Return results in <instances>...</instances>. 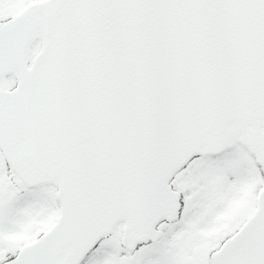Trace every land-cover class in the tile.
I'll return each instance as SVG.
<instances>
[{"label": "snow or ice", "instance_id": "obj_1", "mask_svg": "<svg viewBox=\"0 0 264 264\" xmlns=\"http://www.w3.org/2000/svg\"><path fill=\"white\" fill-rule=\"evenodd\" d=\"M0 264H264V0H0Z\"/></svg>", "mask_w": 264, "mask_h": 264}]
</instances>
